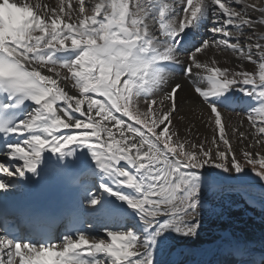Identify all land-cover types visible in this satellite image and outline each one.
<instances>
[{
  "label": "snow or ice",
  "instance_id": "6c2138e0",
  "mask_svg": "<svg viewBox=\"0 0 264 264\" xmlns=\"http://www.w3.org/2000/svg\"><path fill=\"white\" fill-rule=\"evenodd\" d=\"M234 212L264 222V0H0V264H264Z\"/></svg>",
  "mask_w": 264,
  "mask_h": 264
},
{
  "label": "bare ground",
  "instance_id": "6f19581e",
  "mask_svg": "<svg viewBox=\"0 0 264 264\" xmlns=\"http://www.w3.org/2000/svg\"><path fill=\"white\" fill-rule=\"evenodd\" d=\"M52 2L55 3V0H52ZM209 55H211V53H209ZM236 111H239V109ZM201 131H203V129H201ZM55 185L56 181H53V178H49L46 187ZM240 214V212H234L230 224H225L224 226L231 227L233 230L245 234L249 238L259 240L261 236L264 235V222L261 221L259 212H249L244 216ZM204 239H210V234L206 233Z\"/></svg>",
  "mask_w": 264,
  "mask_h": 264
},
{
  "label": "rangeland",
  "instance_id": "374dc122",
  "mask_svg": "<svg viewBox=\"0 0 264 264\" xmlns=\"http://www.w3.org/2000/svg\"><path fill=\"white\" fill-rule=\"evenodd\" d=\"M241 216H244L242 213L240 214Z\"/></svg>",
  "mask_w": 264,
  "mask_h": 264
}]
</instances>
